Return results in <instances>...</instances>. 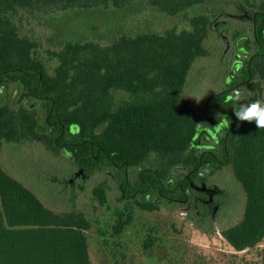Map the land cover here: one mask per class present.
Wrapping results in <instances>:
<instances>
[{
  "label": "trees",
  "instance_id": "obj_1",
  "mask_svg": "<svg viewBox=\"0 0 264 264\" xmlns=\"http://www.w3.org/2000/svg\"><path fill=\"white\" fill-rule=\"evenodd\" d=\"M139 1L180 22L162 31L122 32L111 42L68 39L47 50L56 60L53 69L40 54L42 43L21 30L24 10L55 19ZM224 1L0 0V264H95L93 223L79 206L81 172L112 176L122 196L143 210L184 205L189 218L210 233L223 211L232 209L229 191L214 183L216 173L230 168L246 202L242 218L222 233L237 250L264 239V129L234 115L239 103L264 101V0H228L237 2L233 11ZM238 18L244 22L233 24ZM216 34L227 45L226 74L200 112L186 97V85ZM225 120L227 127L218 130ZM5 141L38 143L70 162L56 165L64 168L59 175L14 163L44 178L47 194H67V208L49 207L11 172L2 160ZM209 189L216 190L213 200ZM94 193L106 203V182ZM133 214L119 213L116 234ZM155 240L151 235L145 248Z\"/></svg>",
  "mask_w": 264,
  "mask_h": 264
},
{
  "label": "rangeland",
  "instance_id": "obj_2",
  "mask_svg": "<svg viewBox=\"0 0 264 264\" xmlns=\"http://www.w3.org/2000/svg\"><path fill=\"white\" fill-rule=\"evenodd\" d=\"M223 3L231 11L238 6L237 2L228 0ZM22 19V32L42 43L40 54L50 69L56 65V60H51L47 50L62 46L68 39L94 37L111 42L122 32L162 31L180 22V18L165 16L156 7L143 1L121 10H79L55 19L42 18L24 10ZM243 22V19H235L233 24ZM226 46L217 34L211 36L207 41L210 53L195 62L189 75L186 97L200 112L203 111L208 94L220 89L224 81L227 67L223 54ZM226 127L227 120L217 125L218 130ZM33 157L36 158L35 162H32ZM2 160L14 175L36 190L49 207L57 210L68 207L67 194L61 196L56 189L47 194L45 187L48 182L44 178L34 173L27 175L14 165L30 162L39 173L56 171L59 175V169L64 168L56 165L70 164L66 159L47 151L38 143L15 144L5 141ZM81 174L85 180V188L80 191L79 206L93 223L89 230V242L95 264H264V239L255 247L237 250L222 233L223 227L242 218L246 202V193L230 168L216 173L214 183L229 191L232 209L223 211L217 220L218 229L210 233L204 232L189 218L188 209L184 205L173 208L164 205L154 211L143 210L132 206L122 196L121 189L112 176L96 173L86 177L83 172ZM105 182L108 185V200L102 203L96 197L94 189ZM65 185L62 184L59 188L65 189ZM127 209L133 210V221L122 234H116L114 225L119 213ZM151 235L156 238L155 245L147 249L145 242Z\"/></svg>",
  "mask_w": 264,
  "mask_h": 264
},
{
  "label": "clouds",
  "instance_id": "obj_3",
  "mask_svg": "<svg viewBox=\"0 0 264 264\" xmlns=\"http://www.w3.org/2000/svg\"><path fill=\"white\" fill-rule=\"evenodd\" d=\"M241 93L236 91L234 99L239 102ZM235 117L241 122H255L257 128L264 129V101L255 100L251 103H239V107L234 109Z\"/></svg>",
  "mask_w": 264,
  "mask_h": 264
},
{
  "label": "water",
  "instance_id": "obj_4",
  "mask_svg": "<svg viewBox=\"0 0 264 264\" xmlns=\"http://www.w3.org/2000/svg\"><path fill=\"white\" fill-rule=\"evenodd\" d=\"M193 183V182H192ZM193 185L196 187V188H198V189H204V190H206L207 189V186H206V184H204L203 186H198V185H195L194 183H193ZM216 192V190L215 189H209V193H210V195H211V199L213 200V197H214V193Z\"/></svg>",
  "mask_w": 264,
  "mask_h": 264
}]
</instances>
